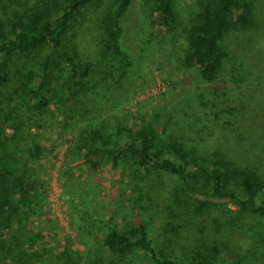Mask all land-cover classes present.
Masks as SVG:
<instances>
[{"label": "trees", "instance_id": "obj_1", "mask_svg": "<svg viewBox=\"0 0 264 264\" xmlns=\"http://www.w3.org/2000/svg\"><path fill=\"white\" fill-rule=\"evenodd\" d=\"M93 1L35 0L21 13L12 11L8 20L1 18L0 10V88L10 81L11 67L20 56L36 50L43 52L36 66L26 69L15 82L13 94L16 93L18 99H13V95L10 98L8 94L10 101L6 104L10 106L5 107L0 100V264H66L61 262V253L58 262H52V252L44 255L45 248L32 240L33 236L27 231V221L43 219L42 208L46 202L43 186L35 183L32 177L38 168H43L39 161L44 156L39 151L42 137L39 134L38 138L30 136L27 130L43 121L49 107L60 108L77 101L84 105L81 111L73 110L70 117L62 118L65 121L62 122L63 130L70 139H62L56 133L53 138L54 143L63 140L66 145L60 174L67 172L71 177L72 170L69 172L67 166L75 161H82L92 170L104 164L119 170L124 178L121 185L133 194L128 215L133 217L136 212L137 217L130 227L122 230L123 224L119 226L113 216L104 220L86 214L82 219L87 221L90 230L83 233L72 214V237L80 244L88 245L86 253L94 264H134L133 260L142 254L148 255L154 264H246L219 259L216 246L196 251L182 260L171 251L157 248L150 236L146 214L162 195L172 200V204L166 202V209L173 208L176 200L178 211L182 209L181 203L189 207L187 199L191 197L194 200L190 211L194 214H206L225 205L222 202L230 204L236 212L229 219L230 226L254 232L258 252L264 258V175L233 166L224 151H206V147L199 151L198 148L206 145L203 143L206 142L204 129L200 127L183 142L170 121L161 128L162 131L157 130L153 120H145L133 130L117 115V110L102 114L98 109L101 94L98 86L89 82L94 72L93 63L65 43L76 15ZM177 1L155 0L156 28L168 31L169 41L164 46L169 45L177 30L175 44L181 40V33L186 32L181 62L186 67H195L199 79L211 84L218 80L228 58L222 45L225 34L230 30H244L250 25L251 4L248 0H203L199 22L182 30L175 11ZM131 2L111 0V6L101 19L104 50L111 55L112 61L117 60L127 67L133 64L121 45L122 20ZM59 66L60 72L55 77L52 71ZM103 74L105 76V68ZM53 81L57 82L54 86ZM183 113L187 115L185 111ZM190 116L195 123L192 120L183 122L172 114L168 119L178 118L176 125L179 128L198 122L199 125L211 124V121L204 123V120ZM6 127L11 128L10 134L5 133ZM118 210L125 212L123 207ZM242 222L245 226L240 225ZM63 254L69 258L68 254Z\"/></svg>", "mask_w": 264, "mask_h": 264}, {"label": "rangeland", "instance_id": "obj_2", "mask_svg": "<svg viewBox=\"0 0 264 264\" xmlns=\"http://www.w3.org/2000/svg\"><path fill=\"white\" fill-rule=\"evenodd\" d=\"M32 1L35 2L0 0V6L4 7L0 9L3 13L1 18L10 19L12 11L21 13ZM202 1L176 2L175 11L182 30L199 22ZM248 1L252 7V21L244 30H230L225 34L222 45L228 58L224 61L218 80L211 84L199 79L195 67H186L181 62L186 48L185 31L175 44L179 33L177 30V34L170 38L169 45L164 46L169 41V34L156 28L155 0H132L122 20L121 45L133 65L127 67L117 60L112 61L111 55L104 50L101 19L111 6V0H95L82 9L72 22L65 43L93 63L94 72L89 82L90 85L98 86L101 94L98 109L102 114L108 111L115 113L117 110V115L128 122L133 130L139 128L143 121L153 120L157 130L162 131L161 128L170 121L174 132L183 138V142L188 140L187 136L195 128L200 127L204 129L202 133L206 142L203 143L206 145L202 148L196 146L199 151L205 147L206 151H224L233 166L264 175V0ZM42 54L41 50H36L15 61L11 67L10 81L0 88L2 107L10 101L8 94L10 98L13 95V99H18L16 93L13 94L15 82L26 69L36 66ZM166 55L169 57L167 60ZM108 60L112 63L108 64ZM60 68L53 70L52 75L57 77ZM56 84L53 81V86ZM83 107L82 102L78 101L60 108L49 107L43 121L27 130L30 136L36 135L38 138L39 134L42 137L39 151L44 156L39 161L43 168H38L32 177L35 183L43 186L46 202L42 208L43 219L32 218L27 221L26 227L33 236L32 240L45 248L44 255L48 251L52 252L50 259L54 263L58 262V254L61 253V262L66 264H94V260L86 253L88 245L80 244L72 237L70 220L73 215L83 233L90 230L86 226L87 221L82 219L86 214L90 218L100 217L104 220L113 216L119 226L123 224L122 230L130 227V223L137 218L136 212L133 217L128 215L133 194L121 185L124 178L119 170L107 164L92 170L82 161H75L67 166L69 172L72 170L71 177L65 170L67 168L64 169L65 174H60L66 145L63 140L54 143V135L56 133L60 138L69 140L70 136L63 130L62 118L70 117L73 110L79 112ZM171 114L186 123L192 120V115L204 120V123L211 121V124L199 125L198 122L197 125L186 124L179 128L176 125L178 118L168 119ZM53 129L56 131L53 132ZM10 132L11 128L6 127L5 133ZM122 192L125 195L121 196ZM192 200L191 197L187 199L189 207L179 201L182 208L179 211L176 209V200L173 208L166 209V202L172 204L166 195L155 200L154 209H150L146 216L150 224V236L157 248L171 251L182 260L188 259L196 251H206L216 246L219 259L264 264L254 232L230 226L229 219L236 213L233 206L222 202L225 205L206 214H194L190 211ZM119 207L125 208V212L118 210ZM245 224L242 222L240 225ZM202 226L206 228L202 229ZM251 251L253 255L250 256ZM63 253L68 254L69 258ZM133 263L154 264L144 254L134 259Z\"/></svg>", "mask_w": 264, "mask_h": 264}]
</instances>
